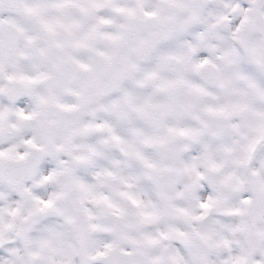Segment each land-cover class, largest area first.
Here are the masks:
<instances>
[{
	"label": "snow or ice",
	"instance_id": "6c2138e0",
	"mask_svg": "<svg viewBox=\"0 0 264 264\" xmlns=\"http://www.w3.org/2000/svg\"><path fill=\"white\" fill-rule=\"evenodd\" d=\"M0 264H264V0H0Z\"/></svg>",
	"mask_w": 264,
	"mask_h": 264
}]
</instances>
